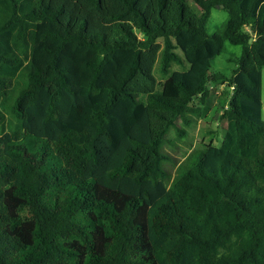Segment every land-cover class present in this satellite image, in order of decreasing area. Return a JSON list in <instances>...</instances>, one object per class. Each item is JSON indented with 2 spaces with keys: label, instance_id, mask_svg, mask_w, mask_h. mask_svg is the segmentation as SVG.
<instances>
[{
  "label": "trees",
  "instance_id": "1",
  "mask_svg": "<svg viewBox=\"0 0 264 264\" xmlns=\"http://www.w3.org/2000/svg\"><path fill=\"white\" fill-rule=\"evenodd\" d=\"M263 67L264 0H0V264H264Z\"/></svg>",
  "mask_w": 264,
  "mask_h": 264
},
{
  "label": "rangeland",
  "instance_id": "2",
  "mask_svg": "<svg viewBox=\"0 0 264 264\" xmlns=\"http://www.w3.org/2000/svg\"><path fill=\"white\" fill-rule=\"evenodd\" d=\"M227 13L222 8H213L211 10L209 19L206 23V31L209 34L215 33L218 28L225 22ZM241 52L240 46L225 43L224 51L218 55L211 62V71L216 73H223L229 75L230 71L235 67L233 62L227 61L230 56H238ZM174 68H176L174 66ZM158 80H161L156 74ZM223 87L214 85L211 89L210 96L207 100V112L202 118H197L186 129V136L181 140L178 139L175 131L170 129L166 137L169 140L176 142V147H166L175 158L182 160L184 153L189 152L190 148H194L203 143H211L219 145L222 140L223 129L225 127L224 121L220 120L221 106L223 102L222 95ZM262 113L261 119L264 121V67L262 69ZM180 125V121H177Z\"/></svg>",
  "mask_w": 264,
  "mask_h": 264
},
{
  "label": "water",
  "instance_id": "3",
  "mask_svg": "<svg viewBox=\"0 0 264 264\" xmlns=\"http://www.w3.org/2000/svg\"><path fill=\"white\" fill-rule=\"evenodd\" d=\"M216 8H223V6L222 5H217Z\"/></svg>",
  "mask_w": 264,
  "mask_h": 264
}]
</instances>
